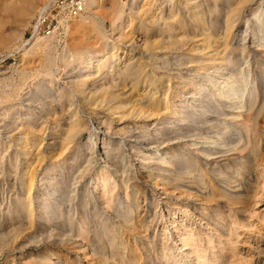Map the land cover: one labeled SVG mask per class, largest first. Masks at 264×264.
Returning a JSON list of instances; mask_svg holds the SVG:
<instances>
[{
  "label": "rangeland",
  "instance_id": "rangeland-1",
  "mask_svg": "<svg viewBox=\"0 0 264 264\" xmlns=\"http://www.w3.org/2000/svg\"><path fill=\"white\" fill-rule=\"evenodd\" d=\"M45 1L34 0L0 39V264H264V0H96L76 17L59 16L61 26L54 21L50 33L33 34ZM65 24L75 27L66 32ZM35 36L42 39L36 45ZM111 52L132 58L127 85L136 93L128 101L150 87L183 112L145 123L113 120L97 105L112 91L102 88L111 80L96 60ZM200 56L211 59L200 63ZM212 75L253 89L244 93L255 101L248 113L254 131L245 139L256 141L263 177L249 201L229 202L223 193L247 197L248 178L256 177L251 152L201 153L225 150L215 142L236 134L223 130L228 117L221 113L229 109L226 98L210 97ZM199 83L208 97L197 107L189 94ZM102 137L112 142L108 195L106 187L93 189L98 162L91 148L100 149ZM161 140L164 161L161 146L151 144ZM25 147L40 155L31 178ZM145 149L153 151L148 159ZM173 216L186 234L166 226ZM237 225L240 235L229 231ZM224 232L237 245L236 259L221 242Z\"/></svg>",
  "mask_w": 264,
  "mask_h": 264
},
{
  "label": "bare ground",
  "instance_id": "bare-ground-1",
  "mask_svg": "<svg viewBox=\"0 0 264 264\" xmlns=\"http://www.w3.org/2000/svg\"><path fill=\"white\" fill-rule=\"evenodd\" d=\"M33 1L34 0H0V39L4 38L7 35V28L6 24L7 23H15L18 21V18L20 16L23 15H27L29 12V7L33 5ZM48 2L52 1V0H47ZM47 1L43 2L46 4L45 7H47L48 3ZM193 3V2H192ZM96 4V0H86V10L88 11L89 9H91L92 7H94ZM132 5V4H131ZM42 6V5H41ZM44 10V8H43ZM82 13V12H81ZM80 13V14H81ZM79 14V15H80ZM261 15V14H260ZM73 18V17H71ZM263 18V17H262ZM67 19V18H66ZM154 19V18H153ZM129 20V19H128ZM173 21H170L169 23H167V26L172 25ZM67 25V26H66ZM34 26H37L36 24ZM72 26L75 27V24H65V30L66 32H70V30L72 29ZM130 27V26H129ZM179 27V26H178ZM129 31V30H128ZM36 33V32H35ZM142 33V32H141ZM138 34V33H137ZM36 35V34H35ZM126 38L129 39H135V35L132 36L131 34H126L125 35ZM148 39V38H147ZM41 38L39 36H35V41L34 44H39L41 42ZM129 41V40H128ZM138 41V40H137ZM143 42V41H142ZM126 43V42H125ZM136 43V42H135ZM142 44V43H141ZM128 45V44H127ZM130 45V44H129ZM133 45V44H132ZM190 45V44H189ZM132 50V49H131ZM163 50V49H162ZM170 50V49H169ZM212 51V50H211ZM165 52V51H163ZM202 51H200L202 55ZM200 63H207L211 58L205 57L203 58L202 56L199 57ZM208 60V61H206ZM155 61V60H154ZM95 62V61H94ZM103 63L105 66V70H106V76L109 75L110 77V82L111 84L107 85V82L104 80L101 83L102 88L104 89V91H106L108 88H110V90L112 91L109 100L106 99H102L100 101H98L97 105L101 104L105 110L107 111V113L111 116V118L115 121H121L122 119H124L125 117H130V118H136L137 121H139V119H141V121H144V123L146 121L152 120L154 117L157 119L159 115L164 114V113H171V114H176L179 115L181 114L183 111L181 108L174 107L171 106V104H169L170 100L169 97L167 95V93L165 95L161 96L159 94H157L158 91H154V89H150V87H148V90H145L144 88L142 89L141 93L138 94L137 96H135V98L132 101H128V99H131L136 91H135V87L134 86H128L127 85V80L130 78L129 75L131 74V70H130V66L133 63L132 58L126 55H117L114 52H111L108 55H104L102 58L96 60V63ZM156 62V61H155ZM147 63V62H146ZM193 63V62H192ZM159 64V63H158ZM195 64V63H194ZM147 65V64H146ZM148 66V65H147ZM195 66V65H194ZM212 67V66H211ZM93 68V63L89 64L87 71L92 70ZM203 69V68H202ZM151 70V69H150ZM156 71V70H155ZM159 71V70H158ZM216 73V72H213ZM169 75V74H168ZM103 77V78H107V77ZM90 77V76H89ZM151 78V75H150ZM231 78V77H230ZM169 81V80H168ZM203 81V80H202ZM207 81H209V85L211 86L212 91L210 92V97L214 98L215 96H218V98H226V106L227 109H229L228 111H226L225 109L222 110V115L228 117L227 120L223 121L222 124L224 125L223 130L225 129V132H228L229 130L235 129L236 130V134L235 137L233 138H229V135H222L221 136V141H217L215 142V144L217 145H223L226 149L222 151H212L211 149H201V153L205 154L206 156H209L211 154H215L218 152H227L228 150H236L239 149L240 147H243L244 149H248L251 154L254 157V161H253V166H255V178H252V181H250V179L248 178V183H249V187L248 190H246V196L247 197H240L237 195H233L232 193V189L230 191L224 192L223 195L224 197L229 201L232 202L234 201L233 199L238 198V199H243L246 201L251 200L252 197H254L253 194L251 195V190L253 186L259 185L260 183V179L263 177L262 174L259 172L258 166L260 165V160L263 158L262 156L259 155L258 153V149H257V144L256 141H252V140H246L245 137L248 135V137L250 136V134L252 133V131H254V124L250 122V117L248 116V113L250 112L249 110H254L255 107H253V104L255 101H251V100H247V97L245 96V92H248V88H240V85L238 84L239 79L237 78H231L230 81L229 79H223V82H220L219 79L217 77H215L214 75L211 76V78H209ZM166 82V81H165ZM198 85V84H197ZM208 85V84H207ZM242 86V85H241ZM262 87V86H261ZM190 89V88H189ZM97 90V89H95ZM102 90V89H101ZM206 90V85H202L199 83V85L194 88L193 90L190 91V98L191 99H195L196 102H198L197 104H194L195 106H200L199 104L202 103V98L204 97H208V95H201L205 92ZM252 90L250 89L248 94H252ZM135 92V93H134ZM139 92V91H138ZM246 92V93H247ZM96 93V92H95ZM90 94V93H89ZM261 96H259L260 99ZM251 99V98H250ZM193 101V100H192ZM257 101V100H256ZM186 102V101H185ZM260 102V101H259ZM171 103V102H170ZM195 103V101H194ZM223 103V102H222ZM235 103V106H232V104ZM246 103H248V112L247 114H244L246 110ZM193 104V103H192ZM224 104V103H223ZM259 104V103H258ZM100 105V106H101ZM192 106V105H191ZM99 107V106H98ZM192 108V107H191ZM196 109V108H195ZM201 109V108H200ZM211 109V108H210ZM210 111L209 109H207V112ZM199 112V111H198ZM190 113V112H189ZM209 113V112H208ZM79 114V113H78ZM209 118V117H208ZM220 118V117H219ZM129 119V118H128ZM155 119V120H156ZM210 119V118H209ZM76 121L78 120V118L75 119ZM122 122V121H121ZM208 122V121H207ZM220 122V121H219ZM147 124V123H146ZM78 125V124H75ZM175 125V124H173ZM178 125V124H177ZM230 126V127H228ZM176 127V126H174ZM177 129V128H176ZM181 131V130H180ZM203 131V130H202ZM224 132V131H223ZM104 133V132H103ZM174 134V133H173ZM105 135V134H104ZM180 135V133H179ZM195 135V134H194ZM231 135V134H230ZM178 136V135H177ZM208 136V135H207ZM209 137V136H208ZM168 138V137H167ZM155 139V138H154ZM198 139V138H197ZM259 139V138H258ZM159 140V139H158ZM200 140V139H198ZM205 140V139H204ZM142 141V140H141ZM166 141V140H165ZM181 141V140H180ZM197 141V140H196ZM191 141V145H197L198 142ZM202 140H200L201 142ZM208 141V140H207ZM22 142V140L20 141ZM141 143V142H140ZM157 143L159 146H161L158 150L160 155L164 154V158L162 161L166 160V151L165 149L167 148L166 144L164 143L163 140L161 141H155V142H151V144ZM164 143V144H163ZM203 143V142H201ZM208 143V142H206ZM101 147L100 149H93V147L91 148L92 152L95 155V158L98 162V170H97V184L95 185V187L93 188L95 190V192H97V190L100 187H106V191L104 192L105 195H108V193L111 192V189L113 188H109V184H107L110 181V177H111V166L113 167L114 164L111 162V157H110V152H109V148L112 146V142L108 139H106L105 137H102V143H101ZM150 144V143H149ZM170 144V143H169ZM149 148V147H148ZM194 148V147H193ZM211 148V147H210ZM213 148V147H212ZM215 148V147H214ZM140 150V148H138ZM99 150V151H97ZM142 150V149H141ZM261 150V148H260ZM98 152V153H97ZM168 152V151H167ZM23 153L25 154V160L29 165L26 166L27 172L26 174H28V176L31 178V173L37 168L39 167V153L34 154L33 150L30 149L29 147H25L23 148ZM44 153V152H43ZM153 153V151L151 149H145V156L143 158L148 159L149 156ZM261 153V152H260ZM156 154V153H154ZM231 154V153H230ZM233 155V154H232ZM175 156V155H174ZM173 156V157H174ZM172 157V158H173ZM94 158V159H95ZM170 158V157H169ZM170 160V159H169ZM237 160V159H236ZM264 160V159H263ZM229 161V160H227ZM207 162V161H206ZM235 162V161H234ZM146 163V162H145ZM264 163V162H263ZM169 164V163H168ZM242 164V163H241ZM246 164V163H245ZM25 169V168H24ZM250 169V168H248ZM146 170V169H145ZM261 170V168H260ZM120 171V170H119ZM147 172V178L150 179V181H154V185L158 186V182L155 179V176L153 175L152 171H146ZM264 172V171H263ZM15 173V172H14ZM122 180H125L126 177H128L125 173L121 174ZM252 177V176H251ZM264 179V178H262ZM261 179V180H262ZM31 180V179H30ZM160 180V179H159ZM173 181V180H172ZM225 182V181H224ZM260 182V183H259ZM129 183V182H128ZM242 183V182H241ZM244 183V182H243ZM246 183V182H245ZM248 183H246L248 185ZM259 183V184H258ZM264 183V182H263ZM169 184V183H168ZM29 185H31V181H29ZM148 186V184H145ZM242 185L239 184L238 187H241ZM262 186V185H261ZM177 187V186H176ZM181 187V186H179ZM233 187V186H232ZM258 187V186H257ZM264 187V184L263 186ZM27 188V187H26ZM30 189V188H28ZM192 189V188H191ZM195 189V188H194ZM243 189V188H242ZM198 190V189H197ZM196 190V191H197ZM260 190V189H259ZM262 190V189H261ZM138 191V190H137ZM207 191V190H206ZM205 190H202L200 192H206ZM54 192V191H53ZM89 192V191H88ZM167 192V191H166ZM178 192V191H177ZM195 192V191H194ZM245 192V191H243ZM236 193V192H234ZM240 193V190H239ZM93 194V193H92ZM167 194V193H166ZM54 195V194H53ZM105 195L102 196V198H104L105 200ZM210 194H208L209 196ZM259 195V194H257ZM51 196V195H50ZM135 197V196H134ZM257 197V196H256ZM54 199V198H53ZM56 199V198H55ZM169 199V198H168ZM49 201V200H48ZM254 201V200H253ZM256 201V199H255ZM171 203V202H170ZM226 204V203H225ZM201 205V204H200ZM243 205V204H242ZM228 206V205H227ZM240 206V205H239ZM236 207V208H240V207ZM245 206V205H244ZM76 207V206H75ZM200 208V207H199ZM252 208V207H251ZM254 208V207H253ZM250 209V208H249ZM7 211V210H6ZM254 211V209H253ZM252 211V212H253ZM18 212V211H17ZM210 212V211H209ZM226 212V211H225ZM31 213V210L29 209V214ZM211 213V212H210ZM233 213V212H232ZM248 213V212H247ZM256 213V212H255ZM254 213V214H255ZM185 214V213H184ZM252 214V213H251ZM188 215V213L186 214ZM194 215V214H193ZM231 215V214H230ZM237 215V214H236ZM232 216V215H231ZM230 216V217H231ZM250 216V215H249ZM178 217V216H177ZM227 217V216H226ZM229 217V216H228ZM242 217V215H241ZM251 217V216H250ZM3 218V217H2ZM99 218V217H98ZM176 216H173L171 218V223L167 224L166 226H172V228H174V232L179 233V237L183 234H186L185 229L183 228L181 229V226L178 222H176ZM232 218V217H231ZM235 218V217H234ZM238 218V217H237ZM226 219V218H225ZM217 220V219H216ZM249 220V219H248ZM214 221V220H213ZM155 222V221H154ZM232 222V221H231ZM235 222V221H234ZM250 222V221H249ZM182 223V222H181ZM219 223V222H218ZM247 223V222H246ZM251 223V222H250ZM10 224V223H9ZM217 224V223H216ZM228 225V224H227ZM233 225V224H232ZM12 226V225H11ZM225 226V225H224ZM249 226V225H248ZM251 226V225H250ZM186 227V226H185ZM226 227V226H225ZM231 227V226H230ZM233 227V226H232ZM240 227V225H237V227L230 228L229 231H234L236 234L238 228ZM164 228V227H163ZM227 228V227H226ZM242 228V227H241ZM229 229V228H228ZM168 230V229H166ZM188 230V229H186ZM210 231V230H209ZM215 231V230H214ZM225 231V230H224ZM243 231V230H242ZM1 232V231H0ZM175 233V235H176ZM217 233V232H216ZM232 233V232H231ZM230 233H223L221 235V242L225 243L226 245H228V248L230 250V252L228 253L230 257H234L238 255L239 250L237 248V245H235L234 243L231 242V239L229 238ZM234 235V234H232ZM240 235V234H238ZM244 235V234H242ZM193 237V236H192ZM231 237V236H230ZM244 237V236H243ZM178 238V237H177ZM239 238V237H238ZM210 239V238H209ZM235 239V238H234ZM175 240V239H174ZM173 240V241H174ZM177 240V239H176ZM187 239L184 236L183 241L181 242H185ZM239 240V239H238ZM237 240V241H238ZM243 240V239H242ZM213 241V240H212ZM233 241V240H232ZM240 241V240H239ZM238 241V242H239ZM210 242V241H209ZM235 242V241H234ZM244 242V241H243ZM260 242V241H259ZM248 243V242H247ZM163 244V243H162ZM183 244V243H182ZM193 244V243H192ZM239 244V243H238ZM244 244V243H243ZM184 245V244H183ZM241 245V244H240ZM249 245V244H248ZM180 246V245H179ZM187 246V245H186ZM195 246V245H194ZM202 246V245H201ZM212 246V245H211ZM239 246V245H238ZM245 246V245H244ZM259 246V245H258ZM163 247V246H162ZM183 248V247H181ZM200 248V247H199ZM243 248V247H241ZM185 249V248H184ZM233 250V251H232ZM249 250V249H248ZM182 253V251H181ZM184 253V252H183ZM187 253V252H185ZM195 253V252H194ZM52 255V254H51ZM199 255V254H198ZM49 256V255H48ZM169 256V255H168ZM185 256V255H184ZM189 256V255H188ZM192 256V255H191ZM200 256V255H199ZM223 256V255H222ZM239 256V255H238ZM69 257V256H68ZM197 258V257H196ZM201 258V257H200ZM208 259V258H207ZM217 259V258H215ZM236 259V258H235ZM239 259V258H238ZM237 259V260H238ZM252 259V258H251ZM210 260V259H209ZM225 260V259H224ZM211 262V261H210ZM227 262V261H226ZM66 263V262H65ZM123 263V262H122ZM125 263V262H124ZM198 263V262H197ZM233 263V262H232ZM39 264H57V262H52V261H48L46 258H42L39 261ZM129 264V263H128ZM234 264V263H233Z\"/></svg>",
  "mask_w": 264,
  "mask_h": 264
},
{
  "label": "built area",
  "instance_id": "built-area-1",
  "mask_svg": "<svg viewBox=\"0 0 264 264\" xmlns=\"http://www.w3.org/2000/svg\"><path fill=\"white\" fill-rule=\"evenodd\" d=\"M47 7L45 3L40 7L35 24L37 26L32 27V33L34 31L36 34H40L47 30V33H50V27L54 25V21L57 23V26H61L58 21V17L65 15L67 17H76L84 9L86 5V0H52L48 2ZM44 8V10H43ZM56 10V13L54 11ZM55 26V25H54Z\"/></svg>",
  "mask_w": 264,
  "mask_h": 264
}]
</instances>
